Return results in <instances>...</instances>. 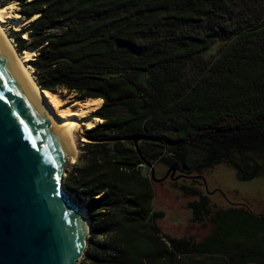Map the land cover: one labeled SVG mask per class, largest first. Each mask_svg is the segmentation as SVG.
Returning a JSON list of instances; mask_svg holds the SVG:
<instances>
[{
	"label": "trees",
	"instance_id": "1",
	"mask_svg": "<svg viewBox=\"0 0 264 264\" xmlns=\"http://www.w3.org/2000/svg\"><path fill=\"white\" fill-rule=\"evenodd\" d=\"M0 1L26 21L9 35L35 51L37 85L100 99L86 137L117 138L89 140L67 173L66 189L89 197L80 264H264V212H209L193 176L222 163L239 181L264 177V0ZM158 164L192 178L178 189L211 233L158 226Z\"/></svg>",
	"mask_w": 264,
	"mask_h": 264
},
{
	"label": "water",
	"instance_id": "2",
	"mask_svg": "<svg viewBox=\"0 0 264 264\" xmlns=\"http://www.w3.org/2000/svg\"><path fill=\"white\" fill-rule=\"evenodd\" d=\"M74 147L0 34V264H78L84 257L90 216L63 183ZM175 172L157 179L152 171L153 180Z\"/></svg>",
	"mask_w": 264,
	"mask_h": 264
},
{
	"label": "rangeland",
	"instance_id": "3",
	"mask_svg": "<svg viewBox=\"0 0 264 264\" xmlns=\"http://www.w3.org/2000/svg\"><path fill=\"white\" fill-rule=\"evenodd\" d=\"M3 8H5V12L8 13L6 14V16H8V20L2 21L1 25L6 35L13 43V40L9 35V29H14V27L11 26L12 23L10 20H18L15 13V5L4 3ZM25 24L26 23H22L21 28H23ZM15 52L18 53L16 49ZM34 54L35 51L33 50L32 53L29 54L28 59H26L24 58V51L23 53H18V55H20V57L24 60V64L30 69L31 74L32 70L27 65V60H29ZM55 92H58L62 98H65L62 107H57L55 109L56 114H66L67 111L73 109H84L82 103L86 99H80L73 94H67L65 91ZM101 105L102 104H100V106ZM93 107L95 108V106ZM98 108L94 109V111H92L89 115H83L84 117L76 120L73 136L77 148V155L73 159L71 158L65 167L63 175L64 187L66 186L68 171H70L73 164L76 163L79 157L85 152V145L89 141L86 137L85 130L89 128L82 122L92 120L93 126L99 123L100 120L94 117V112ZM168 170H170V167H165L159 164L156 165V168L154 169L155 178L160 179L164 177ZM179 173L180 172L176 171L174 177L178 176ZM193 176H196V178L200 181V184L197 185L200 196H205L209 200V212H213L218 208H228L231 206L236 207L241 204H247L255 212H264V177H258L250 181H239L236 178L235 171L231 167L222 163L203 168L199 170L198 173L194 172ZM191 179L192 178L190 177L171 179L167 176V178L161 182L153 180L155 190L154 208L165 212L164 216L157 220L158 226L164 233L176 237L184 235L192 236L196 240H199L211 233L213 227L209 224L208 218L205 215L202 217V222L192 220V214L187 208V202L193 197L182 194V192L178 189L180 185L192 186L194 182H192ZM72 197L84 206H86L89 201V197L82 192H73ZM98 239L101 240V237H98L97 240ZM83 258L79 260L78 264L81 263Z\"/></svg>",
	"mask_w": 264,
	"mask_h": 264
},
{
	"label": "bare ground",
	"instance_id": "4",
	"mask_svg": "<svg viewBox=\"0 0 264 264\" xmlns=\"http://www.w3.org/2000/svg\"><path fill=\"white\" fill-rule=\"evenodd\" d=\"M8 14L5 12V8H3V2L0 1V34L9 49L15 63L19 67V69L23 72L25 77L27 78L32 90L38 97V99L43 103V105L46 107V109L54 115L56 120L66 129V131L74 138L73 136V130H74V125L76 126V120L81 119L84 117L83 115H89L94 109L98 108L100 106V100L99 99H93V98H88L86 99L82 105L84 109H73L69 110L66 112V114H56L55 109L58 107H62L65 98H62L58 92L55 91H48V90H42L40 87L35 83L34 78L30 72V69L24 64V60L18 55V53L15 52L13 43L11 39L6 35L4 32V29L1 25L2 21H7ZM16 16V15H14ZM11 21V26L14 27L15 30H19L22 26V23H26L25 21H19V20H10ZM28 34H24V37H27ZM33 50L31 49H26L24 51V58L28 59L29 54L32 53ZM95 106V108L93 107ZM86 127L91 128L93 126V121L92 120H86L82 122ZM74 157L77 155V148L76 145L74 147ZM72 157V159L74 158Z\"/></svg>",
	"mask_w": 264,
	"mask_h": 264
},
{
	"label": "crops",
	"instance_id": "5",
	"mask_svg": "<svg viewBox=\"0 0 264 264\" xmlns=\"http://www.w3.org/2000/svg\"><path fill=\"white\" fill-rule=\"evenodd\" d=\"M79 158H80V157H79ZM78 160H79V159H78ZM78 160H77V161H78ZM72 193H73V192H72Z\"/></svg>",
	"mask_w": 264,
	"mask_h": 264
}]
</instances>
